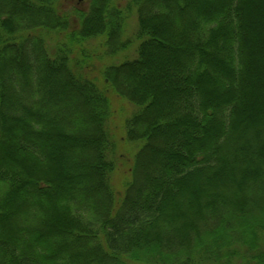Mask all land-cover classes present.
<instances>
[{"label": "trees", "instance_id": "obj_1", "mask_svg": "<svg viewBox=\"0 0 264 264\" xmlns=\"http://www.w3.org/2000/svg\"><path fill=\"white\" fill-rule=\"evenodd\" d=\"M195 1L0 0V264H264V0Z\"/></svg>", "mask_w": 264, "mask_h": 264}, {"label": "rangeland", "instance_id": "obj_2", "mask_svg": "<svg viewBox=\"0 0 264 264\" xmlns=\"http://www.w3.org/2000/svg\"><path fill=\"white\" fill-rule=\"evenodd\" d=\"M118 3H120L122 5V7H124V10L126 11V14L128 15L127 20H126V26L124 28V33L122 38L120 37L119 40L121 39V47L120 51L117 52V54H112L111 56H105L107 57L106 59V64L107 62L110 64L112 63L113 65H120L124 62H128V61H133L135 60V58L137 57V52L136 50L138 49L139 45H140V40L137 38V36H139V27H138V11L137 8L132 6V8L128 9L127 6H129V3H132V0H116ZM197 2V0L195 1ZM194 2V4H195ZM196 6H198V3L196 4ZM203 7V6H202ZM187 18V16H186ZM258 39L261 41L262 45L264 44V33L261 32H257L255 34ZM105 45V41H103L100 38H95L92 39L89 43H87V48L90 49H98L100 46ZM52 46V45H50ZM110 47V46H109ZM109 47L107 46H103L102 47V52L104 53H110V51L108 50ZM254 47H252V50L254 52ZM258 51H260V54H262L261 56V60L257 63V67L258 68H262V71L264 72V46H262L260 49H257ZM116 53V52H115ZM258 60V58H256V61ZM105 62V61H104ZM102 65V63H98L96 62V65L94 64V66H96L97 68H99L98 66ZM102 67V66H100ZM259 70V69H258ZM259 72V71H257ZM254 74V72H253ZM260 79H258V75H252V85L250 86L252 95L249 98H246L245 100V109L246 111H248V115H250L251 118L255 119L257 118L256 121H259V119L264 118V75L259 77ZM153 83H155V81L153 80ZM118 104H116V107L118 108ZM122 105H125V108L122 106H120V110H124V113L122 114V119L119 118V121L124 122L126 117H129L131 115V111L133 110V108H135V106L128 102V101H123ZM130 111V112H129ZM126 113V114H125ZM118 136L122 137L124 135V130H122L121 124L119 122L118 125ZM119 137V138H120ZM120 145V152L124 153V161H125V165L126 163H131L130 162L133 157L135 156L136 152L139 150V146L135 145V144H127V142H125V144H119ZM124 151H127L128 154H125ZM133 156V157H132ZM115 183L117 184V188L122 189V185L123 183L126 182L125 177L123 176V174H121V172L118 170L117 174L115 175ZM120 185V186H119ZM121 187V188H120ZM199 190V189H198Z\"/></svg>", "mask_w": 264, "mask_h": 264}]
</instances>
